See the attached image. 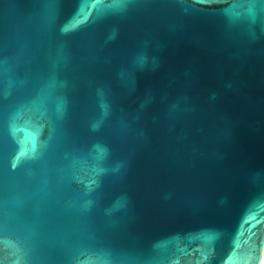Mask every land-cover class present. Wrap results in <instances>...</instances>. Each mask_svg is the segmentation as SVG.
Returning <instances> with one entry per match:
<instances>
[{"label": "water", "instance_id": "95a60500", "mask_svg": "<svg viewBox=\"0 0 264 264\" xmlns=\"http://www.w3.org/2000/svg\"><path fill=\"white\" fill-rule=\"evenodd\" d=\"M264 0H0V264H260Z\"/></svg>", "mask_w": 264, "mask_h": 264}, {"label": "bare ground", "instance_id": "6f19581e", "mask_svg": "<svg viewBox=\"0 0 264 264\" xmlns=\"http://www.w3.org/2000/svg\"><path fill=\"white\" fill-rule=\"evenodd\" d=\"M260 264H264V244H263V249H262V252H261Z\"/></svg>", "mask_w": 264, "mask_h": 264}]
</instances>
